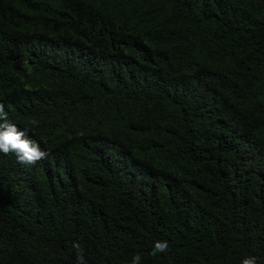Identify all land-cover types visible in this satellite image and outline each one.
<instances>
[{
  "label": "trees",
  "instance_id": "obj_1",
  "mask_svg": "<svg viewBox=\"0 0 264 264\" xmlns=\"http://www.w3.org/2000/svg\"><path fill=\"white\" fill-rule=\"evenodd\" d=\"M0 103V264H264V0H0Z\"/></svg>",
  "mask_w": 264,
  "mask_h": 264
},
{
  "label": "clouds",
  "instance_id": "obj_2",
  "mask_svg": "<svg viewBox=\"0 0 264 264\" xmlns=\"http://www.w3.org/2000/svg\"><path fill=\"white\" fill-rule=\"evenodd\" d=\"M28 123L37 126L39 122L33 118ZM28 130L27 127L21 129L13 123L4 104L0 103V153L14 154L17 162L23 165L35 164L37 161L47 158L49 153L42 150L35 139L28 137ZM72 247L76 250V264H87L80 243L74 241ZM168 250L169 242L167 240H156L149 255L156 256ZM130 264H141V256L138 253L133 255ZM241 264H257V258L246 256L242 259Z\"/></svg>",
  "mask_w": 264,
  "mask_h": 264
}]
</instances>
